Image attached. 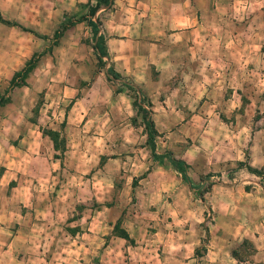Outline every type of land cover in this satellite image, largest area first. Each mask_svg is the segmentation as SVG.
<instances>
[{"label":"rangeland","instance_id":"374dc122","mask_svg":"<svg viewBox=\"0 0 264 264\" xmlns=\"http://www.w3.org/2000/svg\"><path fill=\"white\" fill-rule=\"evenodd\" d=\"M96 1L0 0V178L32 184L6 238L48 264H264V0H210L208 69L138 82L99 62ZM150 1L96 11L106 49L123 5Z\"/></svg>","mask_w":264,"mask_h":264},{"label":"crops","instance_id":"0c3cea01","mask_svg":"<svg viewBox=\"0 0 264 264\" xmlns=\"http://www.w3.org/2000/svg\"><path fill=\"white\" fill-rule=\"evenodd\" d=\"M122 8L125 22L121 26V42L115 40L119 37L115 32L104 30L106 39H111L107 41V53L116 72L121 71V74L138 82L140 75L145 74L147 77L152 65L157 71L188 72L199 70V67L202 71L208 69L210 0H151L148 4L139 3L133 7L124 4ZM222 19L219 16L218 22H222ZM224 33L217 32V38ZM148 40L152 43H147ZM149 47L159 55L151 54ZM128 130L132 133L127 132L126 139L134 141L136 130ZM115 131L107 128L105 137L114 135ZM28 194L32 195L29 181L0 178V198L4 201L0 208V264H42L43 259L34 261L25 254L19 256L21 244L17 236L6 238L8 232L11 235V223L17 221L15 206L18 202L27 204Z\"/></svg>","mask_w":264,"mask_h":264},{"label":"trees","instance_id":"16d2710c","mask_svg":"<svg viewBox=\"0 0 264 264\" xmlns=\"http://www.w3.org/2000/svg\"><path fill=\"white\" fill-rule=\"evenodd\" d=\"M109 3H110V0H97L96 4L94 6L89 7L88 16L86 18L81 19V20L86 21L87 25L91 29L92 35L95 39L94 49L97 51V55L99 57L100 63L102 62L101 58L107 57L108 54H107L105 39H104L103 35L99 33V26H98L97 22H95L93 20V17L95 15L96 11L100 7H107L109 5ZM58 35H59L58 33L55 34V39H58L57 38ZM31 65H32V63L29 62L27 67H25L23 69V71L19 74V77L21 76L23 79L27 75V72L30 69ZM109 73L111 75L116 76V74L114 73V70H112V69H109ZM12 83H14V80H12ZM1 101L2 100H1V96H0V102ZM145 127H146V131H147V145L150 148L153 160H155V161L163 160V159L167 160V162L171 165V167H173L181 175L183 181H185L189 185H192V182H191L189 175H188V172H187L188 166L184 161L176 159L175 157H173V155L171 153L157 154L156 143H155L156 131H155L153 122L151 120H145ZM246 169L251 174L258 175V173H259L255 170L251 169L249 166H246ZM261 179H264V178H261ZM263 188H264V182H263ZM95 264H97V261L95 262Z\"/></svg>","mask_w":264,"mask_h":264}]
</instances>
